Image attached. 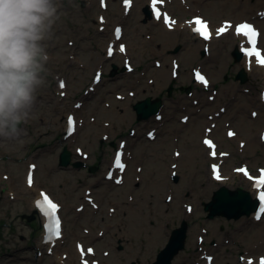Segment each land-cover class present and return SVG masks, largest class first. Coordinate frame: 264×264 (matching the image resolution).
<instances>
[{
    "label": "rangeland",
    "instance_id": "rangeland-1",
    "mask_svg": "<svg viewBox=\"0 0 264 264\" xmlns=\"http://www.w3.org/2000/svg\"><path fill=\"white\" fill-rule=\"evenodd\" d=\"M184 1L186 10L180 11L181 0H171L167 7L173 16L183 22H189L194 15L201 16L209 27L211 24L214 28L226 21L232 27L244 20L255 22L261 30L260 48L264 52V0ZM133 3L136 5L134 11L127 14L129 10L124 9L127 11L124 16L122 0H103V3L102 0H57L59 19L45 41L49 55L46 83L38 93L34 115L22 126L23 143L0 141V264H58L55 258L62 253L66 257L64 263L82 264L78 247L85 251L79 241L86 246L95 243L88 239L91 235H86L83 227L91 230L94 237L99 229L115 228V224L109 225L108 219L97 223L101 221L100 214L88 217L102 225L97 228L88 226L87 220L73 221L72 210L78 205L75 206V197L81 190L80 186L77 190L74 188L78 187L76 179H70V183L65 184L68 169L59 164L60 154L67 148L72 152L73 164L80 161L78 154L89 152L92 160L100 165L102 156L94 150L100 139L105 141L100 138L102 131L109 135L105 143L111 147L109 160H104L100 168L103 176L110 168L120 143H125L123 151L128 171L125 183L116 189L119 196L106 189L107 185L114 189L113 181L101 185L99 192L104 200L111 198L110 201L118 202L121 211L118 216L119 235L128 240L129 246L127 244V255L116 256L110 241L96 242V257H89L86 261L90 264H131L132 261L154 264L159 253L166 248L172 231L179 229L183 221L189 224L185 248L176 255L172 264H207L203 261L206 255L200 256L198 249L214 253V264H245L247 259L258 264L257 258L264 257V216L255 223L253 215L238 221L224 217L209 220L205 211L214 192L221 187L248 191L245 177L235 173L236 167H248L253 177L264 169L263 79L247 73L245 84L236 80L238 72L244 70L243 60L235 63L232 56L238 48V41L231 46L233 39L228 38L219 43L220 48L215 51V45L208 41L202 43L192 39L187 28L170 32L162 22L154 23L152 17L145 13L147 0H133ZM102 4L109 7L108 11ZM119 24L124 38L114 43V49L117 51L122 43L126 44L128 51L122 56L115 52L112 57H106L107 43L114 39L113 29ZM132 30L141 37L132 35ZM139 44L144 48L138 49ZM178 47L181 49L176 53ZM126 59L133 65L134 73L125 70ZM115 68L117 70L113 74ZM197 69L206 71L205 76L210 77L212 82L210 86L201 87L193 83L192 74ZM223 71H226L225 77L222 76ZM96 73L102 75L101 83L95 82ZM172 82L177 88L173 89V99L168 100ZM183 85L191 88L190 99L184 94L186 89ZM132 93H135L134 97L129 96ZM147 97L164 99L163 123L175 117L171 125L162 127V130L158 123L134 125L137 115L131 107ZM255 111L260 117L252 115L254 118H251V112ZM214 113L218 114L213 119L210 115ZM72 116L76 119L78 133L74 137L72 135L76 131L65 136L66 119L68 121ZM187 116L191 120L182 124L181 118ZM210 126V138L220 147L222 162H218L222 165L221 176L227 178L224 183L213 180L208 148L199 142ZM155 129L158 133L148 139L146 134ZM131 130H136L135 136L130 135ZM227 130L235 131L237 134L234 137L238 139L230 140L232 137H227ZM178 133H181L179 137L185 143L181 146L184 156L177 169L181 175L180 184L175 185L170 178H165L164 171L171 172L170 147ZM239 142L243 143L242 146L246 145L242 154L236 152L242 150ZM146 145H154L155 160H151L149 149H144ZM138 168H143L141 173H137ZM27 171L32 177L35 172L34 189L33 184L29 186L25 181ZM154 172L157 174L154 175ZM78 174L81 176L83 172ZM78 174L73 175L78 177ZM119 174L122 173L119 171ZM135 177L143 182L134 196L132 183L137 179ZM80 180L82 178L79 177L78 183ZM166 184L173 185L172 189ZM39 189L49 193L59 202L61 210L64 209L61 213L64 234L59 242L55 240L57 242L42 245V233H37L36 220L31 224L35 229L22 220L23 215L34 216ZM250 194L254 198L255 195ZM132 196V211L127 213L124 203ZM169 196L173 197L170 204L165 203ZM98 197L99 194L95 193V198ZM98 200L103 207L102 201ZM103 208L106 210L107 207ZM122 212H126L125 217ZM158 227L160 232L150 240L149 232ZM213 239L228 242L229 245L221 247L223 249L216 253L210 246ZM105 247L111 248L112 253L104 258L103 251H109ZM240 257L242 261H239Z\"/></svg>",
    "mask_w": 264,
    "mask_h": 264
},
{
    "label": "clouds",
    "instance_id": "clouds-1",
    "mask_svg": "<svg viewBox=\"0 0 264 264\" xmlns=\"http://www.w3.org/2000/svg\"><path fill=\"white\" fill-rule=\"evenodd\" d=\"M57 0H0V141L23 143L45 85Z\"/></svg>",
    "mask_w": 264,
    "mask_h": 264
},
{
    "label": "flooded vegetation",
    "instance_id": "flooded-vegetation-1",
    "mask_svg": "<svg viewBox=\"0 0 264 264\" xmlns=\"http://www.w3.org/2000/svg\"><path fill=\"white\" fill-rule=\"evenodd\" d=\"M178 48H179L178 50L180 52L181 47H178ZM183 86H184V89H186L188 87V85H183ZM180 87H182V86H180ZM175 88H177V87L174 85V90H175ZM178 89H180V88H178ZM184 92H185L184 94H187V96H189L191 90L187 89ZM173 96H174V93H173ZM158 98H160V97H158ZM160 99H163V98L161 97ZM167 99L170 100V99H173V97L167 98ZM131 109H132V107H131ZM163 111H164V107L162 108V110L159 113V115H161V117L160 118H151V119L145 121V126H147L149 123H158L159 126H160L159 129L162 130V127L171 125L172 124L171 120L174 119L175 117H171L170 119L165 120V122L163 123V120H164ZM155 119H156V121H155ZM134 120H135L134 125H136V124L140 125L141 122L137 121V117ZM131 132H133V136L136 135V130L130 131V133ZM179 134H181V133H178L177 137L175 138V141L174 142L172 141V144H171V147H170V149L172 150V153L170 155V160L172 162L169 165L170 169H171V172L170 173H166V171H164L165 178H170L171 182L174 183L175 185L180 184L181 175L179 174L177 169L179 167V161L184 156V153H183V150H182L181 146L185 142H182L183 140L181 139V137H179ZM65 136H67V132H66ZM199 142L201 143V145H203V139L202 138L200 139ZM239 147L242 150H237L236 152H238L239 154H242L243 153V148L245 146L241 145ZM144 149H149L151 160H155L154 159L155 158V147H154V145H146L144 147ZM94 151L95 152H99L100 155L102 156V161H101L100 165L98 164V162H95L94 160H92L91 154H89V152H86L87 153V158L84 159L83 156L79 157L80 161L78 162L76 167H74V164L72 162H71L72 164L70 163L69 167L67 168L68 170H66V172L69 173L70 175L66 174L67 175V178H66L67 181H66V183H65V181H63V182L65 184H69L70 183V181H69L70 179H76V183L78 184V187H74V188L77 190L79 188V186H80L79 189L81 191L79 193V196L75 197V202H77L75 204V206L77 204L78 205L76 206L75 210H72L73 221L75 223H79L81 220L82 221L87 220V221H89V224H91V225L88 224V226H91V228H92V225H94L97 228V227L102 226V225L96 224L94 220L92 221L88 217L89 216L98 217L99 214H100V215H102L101 221L97 222V223H103L106 219H108L109 220L108 221L109 225H114L115 224L114 225L115 228L113 227V229H111V228L108 229V227L106 228V231H101V229H99L98 230L99 233L96 235V237H94V235L91 234V232H90L91 230L86 229V227H83V230L86 233V235H88V234L91 235L90 237H88V239L89 240H94L95 243L86 246V245L82 244V242L79 241L80 246H83L85 249L92 248L94 250V256L96 257V254H97L96 242H99V241H102V240L110 241L113 244V246H114V248H115V250L117 252L116 256H119V255L125 254L127 252V244H128V240H126L124 237L119 235L120 234V228L118 227L119 226V224H118V216L121 214V211L119 209L120 206L118 205V202L110 201L111 198H106L104 200L103 199L104 196H101V194L99 192V188L102 187L101 185L105 184L106 182L113 181V183L115 184L114 185L115 186L114 189H112V186H109V185L106 186L107 187L106 189L108 191H110V192H112V190H113L114 195H118L116 193V191H117L116 189H119L125 183V174L127 173V172L125 173V170L128 171V169L126 167V169L120 175L119 174V170H114V168L112 167L113 163H114V161H113L114 158H113V159H111V166L108 169V171H110L112 173L113 177H112L111 180L107 179L105 177L106 174L104 176L102 175V172H101L100 168H101V165L104 162V160H106V161L109 160V158L111 156V147H110L109 144H106L105 141L100 139L99 144L97 145V148H95ZM219 151H220V148L218 149V152ZM143 152L147 156V152L144 151V150H143ZM222 153H223V151H222ZM88 157H89V159H88ZM86 161H87L88 164L86 163ZM93 161L95 163H93ZM219 162H218V164H220V166L222 167L221 163H219ZM76 169H78V170H76ZM142 170H143V168H138L137 169V173H141ZM82 172H83V174L81 176H79L78 173H82ZM156 172H158V171H156ZM158 173L161 174L162 171H160ZM232 173H233V171H232ZM73 174H78V177H76ZM153 174L155 175L157 173L154 172ZM79 177L82 178V180H80V183H78V178ZM135 178H137L138 180L135 179V181L132 183V185H134V189H132V192H133L134 196L141 189V187H142L141 183L143 182V180H141L140 178H138V177H135ZM123 179H124V181H122ZM83 180H84V182H83ZM117 181H119V182H117ZM166 185H167V187L172 189L173 185H168V184H166ZM68 189L69 188L67 187V190ZM95 193L99 194L98 199H100L102 201L103 207H105V206L107 207L106 210H104V208L102 207L101 202L97 198H95ZM106 193H108V192H106ZM132 199H133V196H132V198L126 199V202L124 203V208H126L127 213H130L132 211L130 209V206L134 204V201ZM37 201H39V200H36L35 203ZM172 201H173V197L169 196L165 200V203L170 204V203H172ZM56 202L59 203L58 201H56ZM34 206H35L34 210H33L34 216H32V215L31 216L23 215L22 216V220H26V224L30 225L34 229H35V227H33L31 224L35 223L34 219L36 220V224H37V227H38L37 233H40V232L42 233L43 244H45L46 243L44 241L45 237H46V234H45V223L43 221L41 223L42 216L40 215L38 209L36 208V205H34ZM60 207H61V205H60ZM122 216L125 217L126 216V212H122ZM60 219L62 220L61 217H60ZM114 219H115V221H114ZM223 239H227V237H224ZM124 241H126L125 244H124ZM227 245H229L228 242H224V241L223 242H217L215 239H213L211 241V243H210L211 250H214L216 253H219V251L221 249H223L221 247H225ZM128 246H129V244H128ZM105 248H108L109 251L108 250H104L103 251V257L104 258L105 257H109L111 255V253H112V249L111 248H109V247H105ZM128 249H130V248H128ZM198 251H200V253H201L200 256L204 257V254H202L204 252H205V254H207V250L198 249ZM127 254L128 253H126V255ZM64 258L66 259V257H64ZM88 258L89 257H87V259ZM240 259L242 261V257H240ZM131 264H136V262L132 261Z\"/></svg>",
    "mask_w": 264,
    "mask_h": 264
},
{
    "label": "bare ground",
    "instance_id": "bare-ground-1",
    "mask_svg": "<svg viewBox=\"0 0 264 264\" xmlns=\"http://www.w3.org/2000/svg\"><path fill=\"white\" fill-rule=\"evenodd\" d=\"M122 1H124V0H122ZM246 1V0H245ZM245 1H244V3H245ZM147 2H148V7H146L147 8V10L149 11L150 10V8L151 9H153V7H152V0H147ZM164 2V0L162 1V3ZM171 2V0H166V7H168L169 6V3ZM162 3L160 2V0H158V2H157V4H156V6L158 5V7H160V5H162ZM102 5H104V4H102ZM101 5V6H102ZM105 7H106V11H108V9H109V7L107 8V5H104ZM163 6V5H162ZM257 6V5H256ZM135 7H136V5L132 2V4H131V7L129 8V12H127V14H129L132 10L134 11V9H135ZM161 11H162V13H161V16H160V18L158 19H154V18H156V17H152V15H150L151 17H152V20H153V22L154 23H157V22H162L163 23V26L165 27V29L168 31H176V32H179L181 29L183 30V29H188L189 30V32H190V36H191V38L192 39H195L196 41L198 40L199 42L201 41L202 43H207L206 41L207 40H205V39H203L199 34H197L196 32H194L193 31V27L195 26L193 23H192V20H190L189 22H183V21H180V19H174V22L175 23H171L170 25H166V23H165V21H164V13H167L168 14V12H166V10L165 9H161ZM252 12H254V10L252 11ZM126 13V11H124V7H123V14H124V16L126 15L125 14ZM132 15V14H131ZM169 16V15H168ZM196 16H199V15H194V16H192V18H194V17H196ZM170 17V16H169ZM106 18V17H105ZM172 18V17H171ZM107 19V18H106ZM101 20V19H100ZM163 20V21H162ZM171 21H173L172 19H171ZM244 21H246L247 23H252V24H254L257 28H259L256 24H255V22H251V20H244ZM108 22V21H107ZM235 26L237 25V23L236 24H234ZM222 26H224V24L223 25H219V26H217V27H215L214 28V26H212L211 24H210V32H211V39H209V43L210 44H213V45H215V47H214V49H215V51H218V49L220 48V44L219 43H221V42H224L225 40H228V38L229 39H233V41L232 42H230V45L231 46H235V44H236V41H238V50L241 52V54L243 55V63H244V70H245V72L246 73H251V74H253V75H255V76H260L262 79H263V81H264V66H261V65H259L257 62H256V57L255 56H253V57H248L246 54H245V52L242 50V49H247L248 48V44L246 43V38L245 37H243L242 35H237L236 34V31H235V26L234 27H231V28H229V29H227V31L225 32V33H223V34H218L217 33V29L219 28V27H222ZM174 27V29H172V28ZM117 28H120L121 29V26H120V24H119V27H114V29H113V32H112V35H113V37L115 36L114 35V31L117 29ZM122 30V29H121ZM181 30V31H182ZM183 33V32H182ZM164 34H166L165 32H164ZM132 35H134L135 37H141V36H139V33H137V31H134V30H132ZM169 35H171V34H169ZM183 35V34H182ZM124 38V33L123 34H121V36L119 37V39H117V38H114V39H112L111 41H109L108 43H107V46H106V51H105V56L106 57H109L108 56V49L109 48H111V47H114V43H116L117 41H121L122 39ZM261 40H262V34H261V36L259 37V40H258V46L260 45V42H261ZM111 42V43H110ZM144 46V45H143ZM193 46H195V45H193ZM138 49L139 48H144V47H140V44H139V47H137ZM112 49V48H111ZM193 49V48H192ZM194 51H195V49H193ZM204 51L206 50V48L205 49H203ZM128 51V48H127V46H125V50L123 51V52H121L119 49H117V51H114V52H117V54H119L120 56H122V55H124L126 52ZM136 54H137V49H136ZM209 55V57H212V54L211 53H209L208 54ZM263 55V54H262ZM136 56V55H135ZM114 58V57H113ZM124 64H126L127 66L129 65L130 66V69H132V66H131V63L129 62V61H124ZM128 72V71H127ZM135 72V70L133 69L132 70V73H134ZM248 75V74H247ZM100 83L102 82V78L100 79V81H99ZM207 82H208V80H207ZM99 83V84H100ZM98 84V85H99ZM196 85L197 86H201V87H203L200 83H196ZM208 86H210V84L208 85ZM264 92V91H263ZM133 96V95H135V93H132V94H129V96ZM134 97V96H133ZM262 97H263V94H262ZM253 113L254 112H251V118H254V117H252V115H253ZM255 113H256V118H258V117H260V115H259V113L258 112H256L255 111ZM184 119V118H183ZM191 119L188 117V121H187V123H189V121H190ZM155 121H156V119H155ZM74 122H75V128H74V134L72 135V137H74V136H76L77 135V133H78V126L76 125V120H75V117H74ZM211 127V126H210ZM210 127H208L206 130H205V134H203V136H202V138L205 140V139H207V137H209L210 135H212V131L210 130L211 128ZM78 129V130H77ZM65 130L67 131L68 130V121H67V119H66V127H65ZM65 134H66V132H65ZM236 139H238L237 138V136L236 137H234L232 140H236ZM240 142H242V141H240ZM239 142V146L241 145V143ZM247 143H251L250 141H248ZM207 147V146H206ZM245 147H246V145H245ZM244 147V148H245ZM208 148V151H209V153H208V156L211 158L212 157V155L210 154L211 152H213L214 150H213V148L211 147V148H209V147H207ZM117 151V150H116ZM115 154V153H114ZM123 154V153H122ZM211 155V156H210ZM114 158V157H113ZM88 159H89V157H88ZM211 160V162H212V164H210L211 166H213V165H216V168H218L217 166H218V161H221L222 159H221V157L219 156L218 158H217V156L215 157V158H211L210 159ZM124 161H125V155H122V162H123V164H124ZM162 168H163V166H162ZM127 171L125 170V173H126ZM27 175H31L28 171H27V174H26V179H25V181L27 182L28 181V179H27ZM214 175V174H213ZM219 175H220V179H216L215 178V175H214V177L212 176V178H213V180H215L216 182H222L223 181V183L224 182H226V179L224 178V177H222L221 176V174L219 173ZM223 175V174H222ZM239 176H241V175H239ZM250 176H252V175H250ZM241 177H243V176H241ZM253 177V176H252ZM253 178H255V177H253ZM122 181H124V179L122 180ZM210 181H211V179H210ZM28 183V182H27ZM32 184H33V187H32V189H34L35 188V172H34V175H33V177H32ZM31 184V185H32ZM29 185V184H28ZM245 185H246V187H247V189H248V192H250V193H252V194H254L255 196L254 197H257V194H258V192H259V189L258 188H256L255 187V184H254V179H249V178H247V180L245 179ZM41 189H39L38 190V198L36 199V200H39V201H41V198H42V196H41ZM11 195H13V194H11ZM40 196H41V198H40ZM63 208H62V210H60V208H59V210H58V212H57V214H59V215H57L58 217L60 216L61 217V213L63 212ZM42 220H43V222L45 223L46 222V218L45 217H43L42 216ZM61 220V219H60ZM63 220V219H62ZM62 220H61V235H63L64 234V231L62 232V229H64V221H63V223H62ZM252 220H253V222L255 223V221H256V219H255V214H253V218H252ZM261 220H262V218H261ZM145 222V220H143L142 221V223H144ZM142 227L143 228H146L145 227V225L144 224H142ZM158 232H160V228L158 227V228H153V230L152 231H150L149 232V234H150V240H152L153 239V237H154V235H155V233H158ZM64 237V236H63ZM63 237H62V239H63ZM55 241V238H53L48 244H51V243H53ZM58 242L59 241H61V239H59V240H57ZM57 241H55V242H57ZM43 243V237H42V239H41V244ZM76 244H77V241H76ZM42 245H44V244H42ZM254 249V248H253ZM254 251V250H253ZM58 254V253H57ZM81 254V255H80ZM202 254H205V252L204 253H202ZM88 254L87 253H84V252H79V257H80V259H83V261L84 260H87V256ZM206 255V257H204L203 258V261H205L207 264H208V259H207V257H209V256H214L215 254L213 253V254H205ZM204 255V256H205ZM262 257V255L261 256H259L258 258H257V263L259 264V260H260V258ZM56 260H58V264H68L67 262L66 263H64L63 261L65 260V258H64V254L62 253V254H60V255H58V256H56V258H55ZM249 260L250 259H247V260H245V264H248V262H249ZM215 261H216V259H215V257H214V259H212V261H211V263H215ZM239 261H241V259L239 260ZM252 261V260H251ZM79 262H80V260H79ZM198 262L199 263H202V260H198ZM253 263H254V261H252ZM69 263H72V261H70ZM82 264H83V262H82ZM90 264V263H89Z\"/></svg>",
    "mask_w": 264,
    "mask_h": 264
},
{
    "label": "water",
    "instance_id": "water-1",
    "mask_svg": "<svg viewBox=\"0 0 264 264\" xmlns=\"http://www.w3.org/2000/svg\"><path fill=\"white\" fill-rule=\"evenodd\" d=\"M145 13L150 16V12L147 9ZM232 56L235 63H240L243 59V55L237 48ZM116 70L117 68H115L113 74ZM236 80L240 81L241 84H245L248 81V75L245 70L242 69L238 72ZM173 89L174 82L169 87V97L172 96ZM163 105V99L148 97L136 103L133 106V110L136 112L138 122H143L156 117ZM71 162L72 152L65 148L60 154L59 164L62 168H68ZM77 164H74V167ZM259 204L258 199L256 197L253 198L250 192L244 189L237 188L231 190L227 187H221L218 191L214 192L212 201L205 206V211L208 213L207 218L209 220L215 217H224L227 220L238 221L243 217L250 218L253 214H256L259 210ZM187 231L188 224L184 221L179 229L172 232L166 248L159 253L157 261L154 264H172L176 255L185 248Z\"/></svg>",
    "mask_w": 264,
    "mask_h": 264
},
{
    "label": "snow or ice",
    "instance_id": "snow-or-ice-1",
    "mask_svg": "<svg viewBox=\"0 0 264 264\" xmlns=\"http://www.w3.org/2000/svg\"><path fill=\"white\" fill-rule=\"evenodd\" d=\"M158 0H152V7L154 9V13L155 16L159 19L161 16V13L156 10V4H157ZM160 2H162V0H160ZM103 3V0H102ZM164 18H165V22L166 23H175L174 21H170L167 13H164ZM264 15V14H262ZM194 24L196 25V27L193 29L194 32H196L197 34H199L203 39L205 40H209L211 39V32L208 28V24L200 17H197L194 19ZM232 26L229 23H225L224 26L219 27L216 31L218 34H223L225 33V31L229 28H231ZM117 31V38H119V29L116 30ZM236 34L237 35H242L243 37L246 38L247 43L249 44V48L248 49H242L243 51H245V54L248 57H256V62L261 65L264 66V55H262L261 50L257 48V43L260 37V33L249 23L245 22L242 24H239L236 26ZM124 46L121 45L120 46V51L123 52ZM109 55H112V50L111 48L109 49L108 52ZM197 79H199L202 83H206V81L204 80V77L201 76L199 73H197ZM61 88L64 87L63 83H61ZM264 98V97H262ZM256 113H253V116H255ZM187 120V118H185V121ZM69 125H72L74 127V120L69 117L68 120ZM229 135H233V133H229ZM264 138V137H262ZM204 143L206 145H208L210 148L213 147L212 142L210 140H204ZM212 156H215L216 153L213 151L210 153ZM115 166L117 168L123 169L124 168V164L121 162V158H120V154H117L116 160H115ZM213 171L216 174L215 178L216 179H220V175L219 172L216 168V165H213ZM244 174L246 176H248L249 179H254V184L255 187H257L258 189H260L259 191V195H258V199H259V210L258 213L255 214V219L256 220H260L262 216H264V169L260 170V176L258 178H253L252 176H250L248 174V172L245 170ZM28 184L29 186H31L32 184V178L31 176L28 177ZM119 182V181H117ZM42 196V201H38L37 205L40 208V210L42 211L43 215L45 217H47L49 223L46 225L47 231L49 232V241H51L53 238L59 239L61 236V221L59 219V217L57 216V212L59 210V206L57 204H55L46 194L41 193ZM89 252H91V249H88ZM84 264H87V262L85 261ZM248 264H253V262L251 260H249ZM259 264H264V257H261L259 260Z\"/></svg>",
    "mask_w": 264,
    "mask_h": 264
},
{
    "label": "crops",
    "instance_id": "crops-1",
    "mask_svg": "<svg viewBox=\"0 0 264 264\" xmlns=\"http://www.w3.org/2000/svg\"><path fill=\"white\" fill-rule=\"evenodd\" d=\"M181 5L179 6V9H180V11L181 10H186V8H185V6H183L184 5V3H185V1L184 0H181ZM175 12H177L176 10H174ZM181 13V12H180ZM182 15L184 16V14L182 13ZM225 73H226V71H223V73H222V76H224L225 77ZM227 73H228V71H227ZM209 79H210V77H209ZM218 81V80H217ZM210 82H211V80H210ZM219 82V81H218ZM212 83V82H211ZM193 112H194V110H193ZM197 113V112H196ZM194 114V113H193ZM105 126H107V125H105ZM108 127V126H107ZM106 128V127H105ZM100 138H108L109 139V135H107L106 134V132H104V131H102V133L100 134Z\"/></svg>",
    "mask_w": 264,
    "mask_h": 264
}]
</instances>
